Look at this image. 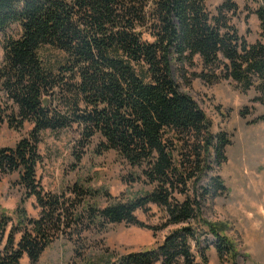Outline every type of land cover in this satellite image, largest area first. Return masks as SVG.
Instances as JSON below:
<instances>
[{
	"label": "trees",
	"instance_id": "1",
	"mask_svg": "<svg viewBox=\"0 0 264 264\" xmlns=\"http://www.w3.org/2000/svg\"><path fill=\"white\" fill-rule=\"evenodd\" d=\"M207 1L0 0V34L15 32L2 39L0 125H32L14 147L0 149V181L14 175L22 197H35L40 211L30 219L19 209L12 224L0 209V264H20L23 256L38 264L59 239L121 223L171 228L149 248L86 264H208L207 236L219 262L237 264L227 238L199 218L227 192L217 171L229 137L212 131L203 110L180 91L171 65L194 67L197 57L202 68L193 78L255 86L264 102V43L247 45L238 35L234 2L223 0L210 14ZM255 14L264 39V9ZM73 126L80 149L95 141L97 155L114 152L130 170L128 184L147 191L124 201L78 183L69 197L45 193L36 178L40 134ZM98 196L105 207L91 202ZM148 205L164 212L161 226L135 217Z\"/></svg>",
	"mask_w": 264,
	"mask_h": 264
},
{
	"label": "rangeland",
	"instance_id": "2",
	"mask_svg": "<svg viewBox=\"0 0 264 264\" xmlns=\"http://www.w3.org/2000/svg\"><path fill=\"white\" fill-rule=\"evenodd\" d=\"M222 1L208 0L209 13H214ZM231 1L238 7L232 20L238 35L247 45L264 43L260 20L255 14L259 7L264 9V0ZM14 34V31L0 34V61L3 37ZM193 60L194 67L185 64L178 68L172 63L171 75L180 91L203 110L212 131L226 133L230 141L226 163L217 171L227 192L208 202L199 218L227 238L237 254V264H264V102L259 100L260 93L255 86L244 90L232 79H221L210 85L193 78L192 74L200 73L202 68L199 58ZM215 74L218 76V69ZM1 97L2 94L0 102ZM23 126L22 130L14 131L5 123L0 125V149L12 148L26 137L32 125L26 123ZM39 139L41 162L36 178L45 193L67 194L78 183L85 189L107 192L113 199L124 201L148 189L140 184H128L130 170L114 152L97 155L95 141L86 149H80L76 126L56 133L45 131ZM15 180L13 175L0 181V209L12 218V224L17 222L15 217H19V209L30 219L38 218L40 211L35 197L25 200ZM91 202L103 208L107 201L98 196ZM147 207V210L135 212L137 220L147 227L161 226L165 222L164 212L154 205ZM170 228L153 232L121 223L107 224L100 231H83L78 237L74 236L78 232L75 231L73 241L59 239L50 245L38 264H86L95 258L114 261L162 242ZM207 241V263L226 264L218 260L214 239L207 236ZM20 264H28L26 256Z\"/></svg>",
	"mask_w": 264,
	"mask_h": 264
}]
</instances>
